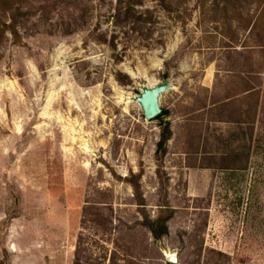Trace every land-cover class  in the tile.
Returning <instances> with one entry per match:
<instances>
[{
	"label": "rangeland",
	"instance_id": "1",
	"mask_svg": "<svg viewBox=\"0 0 264 264\" xmlns=\"http://www.w3.org/2000/svg\"><path fill=\"white\" fill-rule=\"evenodd\" d=\"M0 264H264V0H0Z\"/></svg>",
	"mask_w": 264,
	"mask_h": 264
},
{
	"label": "water",
	"instance_id": "2",
	"mask_svg": "<svg viewBox=\"0 0 264 264\" xmlns=\"http://www.w3.org/2000/svg\"><path fill=\"white\" fill-rule=\"evenodd\" d=\"M171 87L172 83L169 80H166L161 83H156L153 86L143 88L140 94L136 96V101L140 103L147 119L154 118L160 114L162 110L160 102L161 94L169 90ZM165 256L167 260L177 262L176 253L165 252Z\"/></svg>",
	"mask_w": 264,
	"mask_h": 264
},
{
	"label": "trees",
	"instance_id": "3",
	"mask_svg": "<svg viewBox=\"0 0 264 264\" xmlns=\"http://www.w3.org/2000/svg\"><path fill=\"white\" fill-rule=\"evenodd\" d=\"M256 90L257 89H255L254 87L250 86L248 88H245L244 92L247 91L249 93L256 94ZM226 101L227 100H224L223 99L221 102L224 103ZM218 102H219L218 100H212L211 103L217 105ZM257 104H258V101H257ZM257 104H256V106H257ZM167 112L168 111L166 109H163L162 108L160 114H158L155 117H162ZM170 135H171V130L169 128V125H166L165 126V131L162 132L161 138H160V140L158 142V148L162 152H165L166 151V143H167L168 139L170 138ZM230 159H234V158L231 156ZM145 217H146V220H147L146 221L147 222V225H148L149 229L151 230L152 234L155 237H157V238L158 237H161L167 231L166 218H164L161 214L155 216L154 218H149L148 216H145Z\"/></svg>",
	"mask_w": 264,
	"mask_h": 264
}]
</instances>
